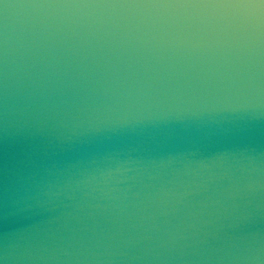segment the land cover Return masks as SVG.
I'll return each instance as SVG.
<instances>
[{"label": "water", "instance_id": "1", "mask_svg": "<svg viewBox=\"0 0 264 264\" xmlns=\"http://www.w3.org/2000/svg\"><path fill=\"white\" fill-rule=\"evenodd\" d=\"M0 264H264V0H0Z\"/></svg>", "mask_w": 264, "mask_h": 264}]
</instances>
